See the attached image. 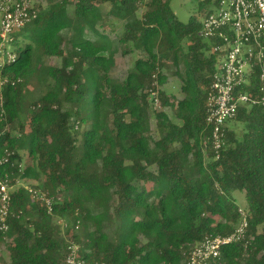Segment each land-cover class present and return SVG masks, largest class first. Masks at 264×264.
<instances>
[{
    "label": "trees",
    "instance_id": "trees-1",
    "mask_svg": "<svg viewBox=\"0 0 264 264\" xmlns=\"http://www.w3.org/2000/svg\"><path fill=\"white\" fill-rule=\"evenodd\" d=\"M197 1L186 22L169 0L33 2L36 17L11 45L27 42L11 49L14 61L0 53V159L9 158L0 172L12 185L0 264H65L72 245L87 264H186L203 238L231 233L241 211L242 239L208 264H264V106L237 108L216 157L206 97L219 41L199 34L216 0ZM106 14L122 23L115 40L98 30ZM113 45L139 53L123 79L110 75ZM169 66L178 99L162 88ZM243 89L258 96L256 73Z\"/></svg>",
    "mask_w": 264,
    "mask_h": 264
},
{
    "label": "built area",
    "instance_id": "built-area-1",
    "mask_svg": "<svg viewBox=\"0 0 264 264\" xmlns=\"http://www.w3.org/2000/svg\"><path fill=\"white\" fill-rule=\"evenodd\" d=\"M34 0H0V53L10 62L16 55L8 49L13 34L36 17ZM203 38H217L212 45L218 52L216 69L207 91L206 121L211 126L210 142L216 157L223 147L224 126L241 104L261 103L264 106V0H216V5L205 16L199 32ZM256 73L258 96L243 88L250 84ZM154 108H160L157 90L150 93ZM9 161L8 154L0 164ZM19 180L16 181L18 183ZM10 184L7 174L0 172V233L8 231L10 214ZM33 197L45 202L50 208L51 198L46 193L30 189ZM235 229L227 235L203 238L192 246L186 264H208L220 257L224 245L239 242L246 227L245 215ZM75 245L70 248L65 264H87L76 257Z\"/></svg>",
    "mask_w": 264,
    "mask_h": 264
},
{
    "label": "rangeland",
    "instance_id": "rangeland-1",
    "mask_svg": "<svg viewBox=\"0 0 264 264\" xmlns=\"http://www.w3.org/2000/svg\"><path fill=\"white\" fill-rule=\"evenodd\" d=\"M51 1H58V0H51ZM70 1H75V0H70ZM169 1L175 16L180 21L186 22L189 16L197 11V3H198L197 0H169ZM34 2L37 5H40L41 8H45L48 4V0H34ZM68 8L71 9V6H68ZM108 9H109L108 6L101 7L102 13L104 14ZM142 11H144L143 7H141V9L138 11L137 14L140 15ZM98 30L100 32H104L105 34H107L110 40H115L122 31V23L120 21H117L112 15L106 14V16H104V18L102 19L101 24L98 27ZM88 35H90L91 37L90 32L88 33ZM26 42H27L26 39L19 36L18 44L8 46V49L15 50L18 46H22ZM113 46H115L114 65L110 69V75L117 79H123L127 73V70L132 66L134 59H136V57L139 56V53L138 51H133L127 54H123L121 48H117V45H113ZM44 60L47 64L53 66H59L61 62L60 58L56 56L45 57ZM173 69H174L173 66H169V69L164 70V73L167 75V80L165 84L162 86V88L168 96H173L174 98L178 99L182 97V94L180 92V81L177 79L176 76H174L171 73ZM34 86L35 84L32 83V88ZM151 108L153 109L154 107L152 106ZM154 109L159 110L161 109V106L160 108H154ZM165 110L171 116L169 109L165 108ZM238 129H240V126H238ZM151 130L152 131L150 132V135L152 137H156L157 132L155 130V123L153 116L151 119ZM19 184H22L21 180H19L18 185ZM234 195L237 204L242 205L244 201L242 192H238V191L236 193L234 192ZM58 223L60 224V230L62 231V229H64L65 227L66 220L61 219L58 221ZM111 230H112L111 227H106V233L109 235L110 238L113 237ZM0 254L5 258L7 257L8 254L3 244L0 245ZM1 258L2 257L0 256V259Z\"/></svg>",
    "mask_w": 264,
    "mask_h": 264
}]
</instances>
